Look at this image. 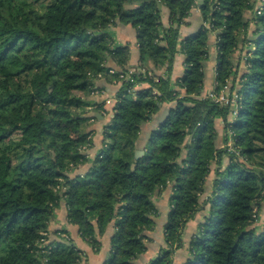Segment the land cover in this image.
Returning <instances> with one entry per match:
<instances>
[{"label":"trees","instance_id":"obj_1","mask_svg":"<svg viewBox=\"0 0 264 264\" xmlns=\"http://www.w3.org/2000/svg\"><path fill=\"white\" fill-rule=\"evenodd\" d=\"M194 4L0 0V264L80 261L82 251L71 241L42 251L40 240L47 238L60 201L94 251L100 247L97 235L115 219L104 264H136L157 215L151 197L168 184L165 246L148 264H172L184 226L199 210L203 217L181 264H264V226L258 230L253 218L264 200V0L249 36L250 1L203 0L200 12L210 27L202 23L180 42L184 71L170 81L179 26ZM161 5L169 11L167 28ZM117 21L134 26L140 64L133 81L123 79L116 91L99 154L83 176L70 177V168L87 161L84 149L92 141L85 129L94 116L85 98L93 78L109 74L115 80L127 71L129 45H113L107 31ZM211 32L217 49L215 90L228 81L236 87L241 98L235 115L230 106L202 95ZM243 49L240 70L237 53ZM110 59L117 67L112 72ZM161 67L165 75L157 73ZM139 81L148 86L135 89ZM165 101L174 104L135 159L142 124ZM216 119L223 121L221 147ZM213 166L211 192L202 199Z\"/></svg>","mask_w":264,"mask_h":264},{"label":"crops","instance_id":"obj_2","mask_svg":"<svg viewBox=\"0 0 264 264\" xmlns=\"http://www.w3.org/2000/svg\"><path fill=\"white\" fill-rule=\"evenodd\" d=\"M198 1L199 0H195V5L192 6L188 16L179 26L178 48L174 55L171 71L168 75L170 81H174L175 79H177L182 75L184 71V53L180 49V42L187 36L194 33L203 23L200 7L197 6ZM168 12V8L165 5H161L160 20L163 28H167L170 24ZM251 28L252 25H248V36L250 35ZM107 31L112 38L113 45H129V57L126 64L127 70H138L140 64L139 51L136 42V31L134 26H132L130 23H122L117 21L114 24L110 25L107 28ZM240 53L238 52L237 55H239ZM216 56L217 49L215 45V32H211L208 39V57L204 64V82L202 94H206L214 88ZM107 65L112 69L117 68L111 59L107 62ZM157 73L165 75L166 69L164 67H161L157 69ZM113 81L114 80L109 79V74L96 76L92 80V89L89 95L85 98V100L88 102V104L86 105V109L89 110L90 115L94 116L90 118L89 123L85 129L86 131H91L89 136L91 137L92 141L91 145L85 146L84 149V153L87 156V161L70 168L66 172L70 177L83 176L88 171L91 161L96 155L99 154L102 148V128L103 125L111 121L112 115L108 112L107 108H109V105H106V107L104 104V100L106 98H111L115 102L114 98L116 91L120 88L119 83H114ZM236 81L237 78L236 80H234V82L236 83ZM147 86L148 82L146 81H139L134 83V88L137 90L145 88ZM173 104V101L163 102L159 110L154 113L149 120L142 124L136 142V149L145 150L150 131L156 128L161 120L166 117L170 107ZM215 127L217 130L216 145L221 147L224 142L223 121L221 119H216ZM213 169L214 166L212 167L209 176L206 178L204 192L202 193V199L206 198L211 192ZM171 191V185L168 184L165 188L157 190L151 197L153 203L156 205L157 215L154 216L153 228L145 232V235L147 236V238L145 239L146 249L143 253L139 254L136 257V264H148L151 259L156 257L160 248L165 246L164 226L167 221L169 212V197L171 195ZM203 213L204 210H199L198 212H196L192 219L186 222L182 233V245L173 251L172 264H181L185 262L189 257L187 243L191 233L196 230L197 224L202 219ZM261 215L264 216V200L261 203V207L258 212V219L256 221V223L258 221L261 222V224H263L264 226V218H262ZM259 222L257 224H259ZM115 230V219H112L107 223L103 232L97 235L100 241V247L98 250L94 251L89 242L81 236L78 224L68 220L67 206L64 201H60L58 206L54 208L53 216L49 221L47 229V241L52 245L63 244V247L68 246L69 241H71V244L73 246L83 252V256L77 264H104V262L110 256V238Z\"/></svg>","mask_w":264,"mask_h":264},{"label":"built area","instance_id":"obj_3","mask_svg":"<svg viewBox=\"0 0 264 264\" xmlns=\"http://www.w3.org/2000/svg\"><path fill=\"white\" fill-rule=\"evenodd\" d=\"M252 3V8L248 11V18H249V25H253L256 21V16L258 14H260L261 12V2L262 0H248ZM203 25L206 28L210 27V23L208 22H204ZM216 39V36H215ZM245 54V49H243V52H241V58L244 57ZM113 69L110 70V72H112ZM134 70H127L125 72H121L118 75V78L115 79L113 82L114 83H119V85L121 86L122 84V80L123 79H129L130 81H133V78L131 77V74ZM148 75L151 74L150 71L147 72ZM101 74H97L96 76H100ZM215 85H216V81L214 82V88L209 91L206 94H203L204 96L210 97L212 98L215 102H218L222 105H228L230 106L233 115H235L237 113V109L239 106V100L241 98V96L239 95V93L236 91V87L231 88V82L228 81L222 88H220L218 91L215 90ZM157 90H154V93H156ZM114 101L111 98H106L104 100V104L109 105V108L107 109L109 113H111V109L110 107L113 105ZM107 107V106H106ZM228 135H229V140L231 141V135L232 132L229 130L228 131ZM231 144V143H228ZM254 214H253V218L255 219V222L258 219V213L256 211V209H254ZM44 234H46V232H44ZM40 245L44 246V248L42 249L43 252L49 253L50 249L52 248V245L47 241V238H42L40 240ZM82 256H83V252H82ZM42 261L45 262L46 259L42 258Z\"/></svg>","mask_w":264,"mask_h":264},{"label":"rangeland","instance_id":"obj_4","mask_svg":"<svg viewBox=\"0 0 264 264\" xmlns=\"http://www.w3.org/2000/svg\"><path fill=\"white\" fill-rule=\"evenodd\" d=\"M195 5V4H194ZM241 56V54H239L238 55V58H237V62H236V64H237V66H238V68L241 70L243 67H244V63H243V60H242V58L240 57ZM236 79V78H235ZM203 95V94H202ZM204 96V95H203ZM228 143H231V141H228L227 142V144ZM226 143H223V145H225ZM222 145V146H223ZM231 145V144H230ZM224 159H227L225 156H224ZM262 216V218H264V216L263 215H261ZM264 220V219H263ZM259 222V221H258ZM257 222V223H258ZM264 222V221H263ZM256 222H255V226L258 228V230H261L262 229V227H263V224H261V222H259V224H257ZM196 232V230L193 232V233H191V235H190V237L194 234ZM189 241V240H188ZM188 244V243H187Z\"/></svg>","mask_w":264,"mask_h":264},{"label":"water","instance_id":"obj_5","mask_svg":"<svg viewBox=\"0 0 264 264\" xmlns=\"http://www.w3.org/2000/svg\"><path fill=\"white\" fill-rule=\"evenodd\" d=\"M202 3V0H199L197 3V6L200 7ZM144 153V150L142 149H135L134 150V158H138L139 156H141Z\"/></svg>","mask_w":264,"mask_h":264},{"label":"bare ground","instance_id":"obj_6","mask_svg":"<svg viewBox=\"0 0 264 264\" xmlns=\"http://www.w3.org/2000/svg\"><path fill=\"white\" fill-rule=\"evenodd\" d=\"M216 70V69H215Z\"/></svg>","mask_w":264,"mask_h":264}]
</instances>
